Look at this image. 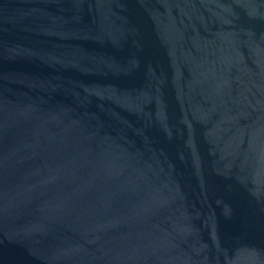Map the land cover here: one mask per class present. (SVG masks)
Returning <instances> with one entry per match:
<instances>
[{
  "label": "water",
  "instance_id": "95a60500",
  "mask_svg": "<svg viewBox=\"0 0 264 264\" xmlns=\"http://www.w3.org/2000/svg\"><path fill=\"white\" fill-rule=\"evenodd\" d=\"M0 264H264V0H0Z\"/></svg>",
  "mask_w": 264,
  "mask_h": 264
}]
</instances>
